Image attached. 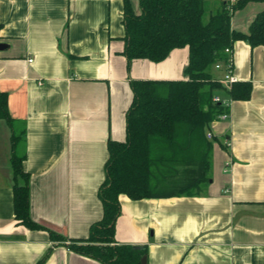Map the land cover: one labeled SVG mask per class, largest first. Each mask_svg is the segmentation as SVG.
<instances>
[{"label": "crops", "instance_id": "crops-1", "mask_svg": "<svg viewBox=\"0 0 264 264\" xmlns=\"http://www.w3.org/2000/svg\"><path fill=\"white\" fill-rule=\"evenodd\" d=\"M238 1L205 0L211 11ZM127 2L139 15L140 0H0V91L12 118L0 119V264H102L69 244L103 218L108 142L126 139L132 81L183 80L189 62L181 48L161 63L129 64ZM263 11L264 3L249 2L233 14V30L248 34ZM232 55L235 77L252 93L232 103L230 119L211 124L206 190L119 198L116 240L147 248V264H264V46L237 41ZM14 155L30 175V217L47 230L15 218ZM48 230L67 241L51 240Z\"/></svg>", "mask_w": 264, "mask_h": 264}, {"label": "trees", "instance_id": "trees-1", "mask_svg": "<svg viewBox=\"0 0 264 264\" xmlns=\"http://www.w3.org/2000/svg\"><path fill=\"white\" fill-rule=\"evenodd\" d=\"M249 2L264 0H239L217 11L208 9L205 0H140L139 15L127 2L125 55L129 64L134 60L161 63L175 49L188 48L186 79L132 81L134 99L126 115V139L108 142L105 180L98 193L103 218L91 226L87 239L69 244L72 251L102 264H141L147 248L116 240V224L122 213L120 196L140 201L194 197L206 190L212 179L216 141L209 140L207 133L211 124L229 111L214 97L246 101L252 93L251 83L238 81L227 87L212 70L216 64L228 63L226 49H232L237 41L264 46V11L248 34L231 26L233 14ZM0 119L12 123L8 95L2 91ZM22 163V157H12L15 218L31 230H47L30 217V175ZM48 232L53 241H67L53 230Z\"/></svg>", "mask_w": 264, "mask_h": 264}, {"label": "built area", "instance_id": "built-area-1", "mask_svg": "<svg viewBox=\"0 0 264 264\" xmlns=\"http://www.w3.org/2000/svg\"><path fill=\"white\" fill-rule=\"evenodd\" d=\"M236 1L237 0H232V2H236ZM226 53L229 56L228 63L225 65L216 64L215 69L223 73L222 77L219 78L221 83H223L227 87H231L233 84L238 82V79L234 75V61H233L232 49L230 48L226 49ZM214 101L222 103L229 110L228 112L221 114L218 117V120L227 121L228 119H230V110L233 102L228 98H222L221 96H215ZM207 138L209 140H212L214 138V135L211 132H208Z\"/></svg>", "mask_w": 264, "mask_h": 264}, {"label": "water", "instance_id": "water-1", "mask_svg": "<svg viewBox=\"0 0 264 264\" xmlns=\"http://www.w3.org/2000/svg\"><path fill=\"white\" fill-rule=\"evenodd\" d=\"M6 47L5 44H0V51L4 50ZM138 249H143L144 247H140V246H135ZM141 264H147V255L143 256V258L141 259Z\"/></svg>", "mask_w": 264, "mask_h": 264}, {"label": "rangeland", "instance_id": "rangeland-1", "mask_svg": "<svg viewBox=\"0 0 264 264\" xmlns=\"http://www.w3.org/2000/svg\"><path fill=\"white\" fill-rule=\"evenodd\" d=\"M212 72L215 74L214 69L212 70Z\"/></svg>", "mask_w": 264, "mask_h": 264}]
</instances>
